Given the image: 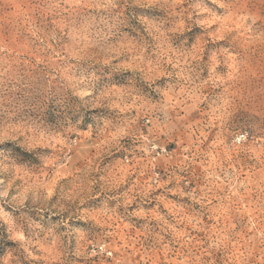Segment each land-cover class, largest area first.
Here are the masks:
<instances>
[{
	"label": "clouds",
	"instance_id": "1",
	"mask_svg": "<svg viewBox=\"0 0 264 264\" xmlns=\"http://www.w3.org/2000/svg\"><path fill=\"white\" fill-rule=\"evenodd\" d=\"M27 4L0 28V264H157L191 243L151 223L160 189L207 264H264V0Z\"/></svg>",
	"mask_w": 264,
	"mask_h": 264
},
{
	"label": "rangeland",
	"instance_id": "2",
	"mask_svg": "<svg viewBox=\"0 0 264 264\" xmlns=\"http://www.w3.org/2000/svg\"><path fill=\"white\" fill-rule=\"evenodd\" d=\"M27 10V0H11L10 3H5L4 0H0V28L4 30L6 35L10 30L14 31L17 26L23 23ZM252 71L253 76L251 78L254 79L256 70L253 68ZM193 139H195V137H193ZM184 146L186 147L187 144H185ZM233 160H237V157L233 156ZM261 160H264V156L261 157ZM199 163L200 161L197 160L196 164L189 169L190 173H194L192 184L193 187H195L197 184H199L201 187H203L204 185L203 173L202 170L198 167ZM253 165H256L254 171L259 172L261 165L257 161H249L247 166H245L243 158H240L238 161V169L240 167H243L244 172L248 173L249 175L254 174L253 172L249 171V168H251ZM156 171V176H151V174L149 173L141 176L138 182H143L144 180L151 178L153 182L158 183L159 176L163 174V169L157 168ZM217 172H219V170H217ZM115 175L119 176L120 179L123 180V178L127 175V171L123 168L122 165H117V168L115 169ZM197 176L200 177L199 180L196 179ZM221 178L223 179V175L221 176ZM131 179L135 181L137 178L136 176H133ZM212 179H214V177ZM115 182L119 181L114 180V183ZM124 183H127V181H124ZM169 187H171V185ZM161 193H164V195L167 196V200H152L149 205H146V207H151L154 209L151 223H158L156 212L159 211L160 214L164 215L171 224L177 225V229L181 232V237L188 236V233H190L191 235L188 236V239L191 240V243L184 244L183 246H181V244H175L174 246L169 245V249L167 251L163 247L159 246V244H157L156 247L152 248H148V246L145 245V249L147 250L148 255L153 257V259L158 258L157 264H207L208 258L204 257L203 259H201L200 254L203 249L207 247V243H205V241H207L208 230L205 229V231L200 232L194 231L191 225L187 223V221L178 224L177 221H179L182 216L190 215V209H184L183 211H181L184 202L182 198L179 196H171L170 194L164 192V189H160L159 191L153 193V195L160 196ZM254 198L255 197H253V199ZM198 207L199 206H197V208ZM176 213H179V215H176ZM247 222L248 220L245 216L244 223ZM205 223L208 228H212L217 223H223V221L218 222L215 219L209 220L207 217H205ZM237 231H239V226L237 227ZM245 231L247 230L245 229ZM138 235V233L133 235V239L137 238ZM160 235L163 237L165 242L170 239V237L164 232H161ZM193 237L194 239H192ZM139 238L143 239V237ZM137 247L139 248L140 246L137 245ZM165 257H167V259ZM135 259L140 260V255L137 254ZM213 259H215V257ZM141 264H143V262H141ZM149 264H151V262H149ZM216 264H221V261L217 260ZM225 264H232V262L231 260H227Z\"/></svg>",
	"mask_w": 264,
	"mask_h": 264
}]
</instances>
